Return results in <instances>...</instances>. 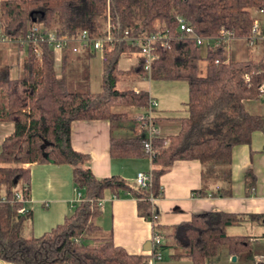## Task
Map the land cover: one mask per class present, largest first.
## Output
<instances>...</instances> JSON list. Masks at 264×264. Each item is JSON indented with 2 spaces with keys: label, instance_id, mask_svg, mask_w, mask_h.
<instances>
[{
  "label": "trees",
  "instance_id": "trees-1",
  "mask_svg": "<svg viewBox=\"0 0 264 264\" xmlns=\"http://www.w3.org/2000/svg\"><path fill=\"white\" fill-rule=\"evenodd\" d=\"M261 7L264 0H0V31L12 37L23 34L32 24L58 35L74 37L86 29L98 36L105 32L108 18L118 37L103 48L99 91H92L89 84L87 59L94 52L89 49L78 56L80 69L69 58L71 47L64 48L57 62L55 52L45 42L37 44L38 51L32 44L26 46L24 64L17 75H12L13 64L0 67V121L14 125L0 145V193L7 197L0 202V259L12 264H143L147 254L128 252L98 224L99 202L107 192L116 196L128 193L136 199L138 214L151 222L152 234L162 238V252L172 249L173 256H186L191 264H207L221 245L235 255L248 252L247 236L227 232L229 225L240 222L241 214L211 209L164 225L151 198L163 195L160 175L176 159L197 158L201 162L202 185L195 190L199 195L209 193L210 183L230 181V170L217 165L230 163L235 145L249 143L254 130H264V113L253 112L245 104L248 99H262L264 13L253 14ZM255 17L261 21V30L256 42L249 45L247 37ZM180 18L203 37L215 36L221 26L228 27L248 47L258 45L260 52L235 57L225 52L228 47L222 43L199 45L193 37H180ZM125 30L130 36L167 32L169 46H158L150 71L143 67L139 48L123 37ZM126 53H138L139 58L133 68L124 70L118 60ZM129 73L146 79H182L188 85L187 113L175 117L179 122L176 133L151 138V155L144 147L142 131L110 137L112 156L150 157L147 186L116 174L94 175L86 164L88 155L71 145L70 123L74 119L105 118L111 128L136 122L133 115L112 109L116 105L143 108L148 103V89L117 87L119 77ZM31 162L70 164L74 185L81 191V200L73 210L38 235L24 234L31 210L17 212L23 202L15 194L19 190L28 196L29 167L23 164ZM252 184L253 180L248 183ZM211 193L229 194L230 190Z\"/></svg>",
  "mask_w": 264,
  "mask_h": 264
},
{
  "label": "crops",
  "instance_id": "crops-1",
  "mask_svg": "<svg viewBox=\"0 0 264 264\" xmlns=\"http://www.w3.org/2000/svg\"><path fill=\"white\" fill-rule=\"evenodd\" d=\"M8 45L6 47L0 43V67L13 64L11 72H18V70L20 72L26 57V46H18L15 43ZM257 47L258 45L250 48L243 38H234L229 42L225 52L244 58L251 51H257ZM72 53L80 56L82 52L71 51ZM96 53L97 51L92 52L89 62L87 61L90 88V64ZM121 56L118 65L124 70L131 69L138 63V53H126ZM127 80L131 89H148L139 84V80H146V78L138 73L121 75L117 87L124 88L125 86H119L118 83L127 82ZM91 90L99 91L92 88ZM245 104L253 112L264 113L262 99H248ZM112 109L125 112L132 117L142 108L134 105H116ZM166 110L157 104L153 112L162 136L176 133L179 128L178 119L175 118L177 115ZM13 128V122L0 121V144ZM137 134H141V130L133 120L115 128H111L109 120L105 118L74 119L70 123L72 147L88 155L86 164L98 177L116 174L133 181L138 171L151 169L152 162L149 156H112L110 154L111 135L126 137ZM23 166L29 167L28 200L25 206L27 210H31V218L26 222L24 234L38 235L55 223L61 222L75 206L73 201L75 185L71 165L69 167L68 164L63 163L31 162L24 163ZM217 167L230 170V181L218 180L210 183L209 193L202 196L195 192L202 185L201 162L197 158L174 160L171 168L160 175L163 195L154 200L159 211V222L172 225L189 220L195 212L211 209L241 214L240 222L229 225L227 232L247 236L248 252L234 255L226 246L221 245L216 255L208 259L207 264H264V258L257 259L258 256L264 255V130H254L249 143H240L232 148L231 162L218 164ZM250 176L253 179H250ZM251 180L253 184L248 185ZM218 189L223 191L229 189L230 193H211ZM251 214L261 217H253ZM97 222L104 231L111 232L115 244L123 246L130 253L149 254L153 235L152 225L149 220L138 214L136 199L133 196L128 193L116 196L107 192L101 199V213ZM229 228L236 229L229 231ZM0 264L12 263L0 259ZM158 264H170L164 260V252ZM187 264H191L190 259Z\"/></svg>",
  "mask_w": 264,
  "mask_h": 264
},
{
  "label": "built area",
  "instance_id": "built-area-1",
  "mask_svg": "<svg viewBox=\"0 0 264 264\" xmlns=\"http://www.w3.org/2000/svg\"><path fill=\"white\" fill-rule=\"evenodd\" d=\"M264 13V7L256 8V12ZM178 26L180 30V37L188 36L193 37L197 44L202 45L203 43L211 44H224L228 46L229 42L236 38L234 31L228 27L221 26L218 33L215 36L203 37L196 33L194 26L180 18L178 21ZM113 25L110 23L108 18L106 24V30L102 35L92 36L86 29L81 30L76 36L69 37L67 35H58L53 30H48L39 24H32L23 34L17 36H9L0 31V39L2 41H7L15 43L18 46H28L32 44L34 51H38L37 44L40 42H45L49 45L55 52L56 59H60L61 52L64 48L71 47L75 52H80L84 49H89L91 51H100L103 55V48L105 44H112L115 39H118L117 36L113 34ZM261 30V21L258 17L253 19L251 26L250 35L247 37V42L249 45H253L256 42V39L259 37V32ZM125 35L123 36L128 42L137 46L139 48L140 55L143 57V67L146 71H150L152 61L157 57L156 50L158 46L168 47V35L167 32H155L149 33L141 36H130L128 31L125 30ZM264 36V35H263ZM103 58V57H102ZM218 61L217 59L215 60ZM259 96L264 100V84L259 89ZM158 101L155 97L149 96L148 103L140 111H137L133 114L140 130L143 133V144L148 152V155H151L154 152V149L151 145V138L160 134L158 125L154 119V109L157 106ZM167 141H165V144ZM150 173L149 171H138L134 181L140 186H147L149 181ZM75 189V197L73 199L74 205L81 200V191L77 186ZM16 198L23 202V205L17 208V212L25 213L27 208L25 202L28 200L27 197L22 195L21 191H16ZM154 202L155 198H151ZM7 197L4 193H0V202L6 201ZM101 205V200H100ZM162 238L158 234L152 235L150 252L147 254L146 260L143 264H158V261L162 259L163 252L160 249V243ZM264 255L257 257L258 260L263 259ZM66 264V263H61Z\"/></svg>",
  "mask_w": 264,
  "mask_h": 264
},
{
  "label": "rangeland",
  "instance_id": "rangeland-1",
  "mask_svg": "<svg viewBox=\"0 0 264 264\" xmlns=\"http://www.w3.org/2000/svg\"><path fill=\"white\" fill-rule=\"evenodd\" d=\"M255 12H256V9L253 10V14ZM0 43H2L3 45H6V47L9 46L8 44H11V42L2 41L1 39H0ZM226 47H228V46H226ZM257 48H258V50L254 51V54H258L260 52V47L258 46ZM80 52L84 53L82 50ZM80 52H76V53H80ZM85 52H86V50H85ZM82 53H80L81 54L80 56H84V54H82ZM86 55H87V53H86ZM78 56H79L78 54L72 53L69 57L71 59V61L73 62L72 65L76 66V69L77 68L80 69L79 66H80V63L82 62L80 57H78ZM60 57H61V55H60ZM102 57H103L102 53L100 51H97V53L91 59V64H90L91 88L93 90H99L100 89L101 78H102L101 77V69H102V63H103ZM121 57H124V56H121ZM88 59H90V58H88ZM88 59H87V61L89 62ZM56 61L59 62L60 59L59 60L56 59ZM205 63H206L205 60L201 61V64L203 65V67L205 66ZM18 73H19V70H18V72L13 71L12 75L15 76ZM139 84L147 87L151 96H153V97L156 96L158 98L157 99L155 97L158 101L159 107L160 106L164 107L165 109H167L166 111L172 112L173 114H175L177 116L185 115L187 113L185 102L188 99V85H187L185 80L150 78V79H146V80H139ZM118 85L119 86H125L124 88H129V80H127V82L125 81L123 83L119 82ZM63 164L65 165L68 163H63ZM69 165L70 164H68V166ZM75 195H76V193H75ZM72 210H73V208H72ZM63 219H64V217H63ZM51 227H49V228H51ZM49 228H47V229H49ZM230 229L232 231H234L236 228H229V231H230ZM171 253H172V250H170V251L165 250L164 251V260H166L167 263H170V264H187L189 262L188 257L185 256V257L177 258V257L173 256Z\"/></svg>",
  "mask_w": 264,
  "mask_h": 264
}]
</instances>
